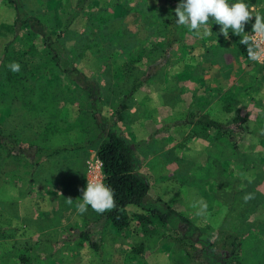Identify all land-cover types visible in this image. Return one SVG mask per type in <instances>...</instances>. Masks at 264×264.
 I'll list each match as a JSON object with an SVG mask.
<instances>
[{"label": "rangeland", "instance_id": "rangeland-1", "mask_svg": "<svg viewBox=\"0 0 264 264\" xmlns=\"http://www.w3.org/2000/svg\"><path fill=\"white\" fill-rule=\"evenodd\" d=\"M179 3L0 0V59L5 46H33V54L25 56L30 63L48 57L43 39L61 46L63 71L49 64L42 74L52 84L45 90L52 94L59 126L71 130L53 140H80L78 127L87 122L111 129L136 146L140 175L150 186L142 206H128V225L117 229L90 207L80 214L76 204L67 203L70 183L80 184L73 195L79 193L78 203L82 199L90 166L96 165L93 148L61 151L37 166L30 163L31 152L18 163L0 161V264H18L24 247L37 250L31 264H177L179 250L167 236H188L189 224L212 232L229 206L230 185L238 181L235 190L240 189L243 180L261 194L256 212L264 221V61L240 54L231 39L235 34L229 30L225 39L212 18L210 35L186 32L167 52L160 27ZM140 5L153 9L146 19ZM248 7L255 15L264 10V0ZM16 18L31 20L14 27ZM254 20L245 24V32L251 34ZM85 32L92 42L88 48L82 47ZM139 53L141 58L132 61ZM23 70V90L45 91L36 89L40 81L34 72ZM138 80L142 85L129 93ZM5 102L0 103V132L21 142L35 139L48 119L47 109L33 114L18 99ZM191 114L244 119L239 150L224 139L193 134L187 123ZM150 207L174 209L186 221L174 218L168 228L157 221L138 224L133 215L147 214ZM242 208L253 211L241 205L237 210ZM83 230L99 243V252L79 239ZM190 235L197 239L195 232Z\"/></svg>", "mask_w": 264, "mask_h": 264}, {"label": "trees", "instance_id": "trees-1", "mask_svg": "<svg viewBox=\"0 0 264 264\" xmlns=\"http://www.w3.org/2000/svg\"><path fill=\"white\" fill-rule=\"evenodd\" d=\"M255 1L228 0V3L231 5L243 2L251 6ZM138 9L142 12V18L144 17V19L148 17V13L151 14L150 12L153 11V9L145 8L142 5ZM258 13L264 15V10H260ZM105 19L106 17H101L100 23L104 24L106 22ZM29 20L31 19L20 20L16 18L13 26L15 27L18 22L23 24ZM175 21L176 16L174 13L172 17L163 20L160 27L167 52L176 42L181 41V39L184 40L186 32L195 33V31H189L185 26L177 25ZM209 24L214 26L212 22H209ZM151 25L147 24L148 27ZM99 35L101 36L102 33ZM85 36L87 38L86 32ZM241 38L237 35L231 36L238 52L244 57H248L247 46L240 42ZM83 40L82 47L88 48L92 46V42L88 41V38H83ZM43 45L48 57L39 59L35 61L36 63H30L25 58L26 55L33 54V46L28 49L4 47L0 59V103L4 105L8 99H18L25 108L32 110L33 114H37L36 112L43 111L46 108L48 119L33 140H22L21 142L15 136L5 135L0 132V161L4 163L9 160L18 163L26 159V157L29 158L26 152H31L30 163L32 166H37L42 159H47L61 151L74 150L81 153L87 147L93 148L96 157L101 162L102 182L113 189L115 193V208L106 211L102 215L96 212V216L99 219H104V221L117 229H123L130 221L128 206H142L143 199L150 191L149 183L141 177L139 172L140 161L136 155V146L131 142H127L124 137L118 135L115 131L108 128L101 129L100 127L98 129V124L95 123L96 129L91 126V123L89 126V122L83 124L82 127H78L77 132L83 133V137L80 140L68 142L61 139L58 140L71 129L59 126L62 121L55 110L52 94L50 91L45 90L52 88V84H48L47 74H42V72L46 71L45 69H47L46 67L49 64L61 72L63 71L59 56L61 46L58 47L59 43L53 45L48 39H43ZM141 56L142 54L139 53L137 56H131L130 58L132 61H136ZM13 62L20 65L18 72H13L10 69L9 65ZM24 68L34 72L37 77L35 81H40L36 89L45 91L40 92L38 90V93H33L30 89H27V91L23 90V81L25 82L26 79ZM262 69L264 76V62ZM141 85L142 81L140 80L134 82L129 93H134ZM187 120V123H192L191 131L193 134H198L205 138L216 137L224 139L234 152L239 150L240 140L245 132L244 119L219 120L207 114H198V116L191 114ZM54 137L58 139L53 140ZM47 140L49 142L52 140V142L45 144ZM237 182H235V185L233 184L234 186L230 185L228 193L233 195L229 201V206L223 213L221 223L216 229L211 232L202 227L189 224L191 231L188 236L182 234L167 236L176 244L179 250L177 264H264V221L263 218L258 217L256 212L257 207L261 206L263 200L260 198L261 194L254 191L253 186H250V183L246 180H243L245 183L244 187L235 190ZM70 186L68 189H71L66 192V198L71 197L73 200L72 204L75 205L78 203L76 197H79V193L76 197L73 194L77 191L79 192V187L73 186L71 183ZM248 194H251L252 198L246 202L244 197ZM235 204L238 205L235 206ZM240 205L243 207L251 206L253 211L249 210V208L237 210ZM133 216L140 225L157 221L162 228H168L169 222L174 218L186 221L183 215L171 208L164 211L156 207H150L147 208V214H135ZM1 232H4L2 228H0ZM193 232L197 234L195 241L187 238L191 237L190 234ZM79 239L87 242L89 247L95 252H99V243L86 231L79 232ZM36 255L37 250L31 247L21 248L17 254L18 264H31L33 259H36Z\"/></svg>", "mask_w": 264, "mask_h": 264}, {"label": "clouds", "instance_id": "clouds-1", "mask_svg": "<svg viewBox=\"0 0 264 264\" xmlns=\"http://www.w3.org/2000/svg\"><path fill=\"white\" fill-rule=\"evenodd\" d=\"M176 24L185 26L189 31H195L202 36H208L211 28L208 27L210 18L219 24L220 33L225 39H230L229 30L241 37L240 42L247 46L250 60L259 61L264 54V15L253 14L248 5L237 2L229 5L228 0H180L175 8ZM255 18L252 25V34L245 32L244 26L252 18ZM13 72L20 70V65L13 62L9 65ZM82 191V199L76 204V210L80 214L87 212L90 207L93 211L103 214L115 208V193L109 186L101 181H88ZM251 194L244 197L245 201L251 199ZM68 204L73 200L68 197Z\"/></svg>", "mask_w": 264, "mask_h": 264}, {"label": "built area", "instance_id": "built-area-1", "mask_svg": "<svg viewBox=\"0 0 264 264\" xmlns=\"http://www.w3.org/2000/svg\"><path fill=\"white\" fill-rule=\"evenodd\" d=\"M252 34V32H251ZM261 47L264 48V43L261 44ZM264 61V54L261 55V58L259 60V62H263ZM89 177L87 178V182L88 181H101L103 179V175L101 172V162L100 160L97 158L96 159V165L95 166H90V170H89ZM87 186V184H86Z\"/></svg>", "mask_w": 264, "mask_h": 264}, {"label": "crops", "instance_id": "crops-1", "mask_svg": "<svg viewBox=\"0 0 264 264\" xmlns=\"http://www.w3.org/2000/svg\"><path fill=\"white\" fill-rule=\"evenodd\" d=\"M76 186H77V187H79V186H80V184H77Z\"/></svg>", "mask_w": 264, "mask_h": 264}]
</instances>
